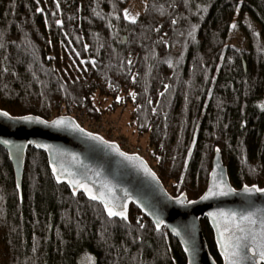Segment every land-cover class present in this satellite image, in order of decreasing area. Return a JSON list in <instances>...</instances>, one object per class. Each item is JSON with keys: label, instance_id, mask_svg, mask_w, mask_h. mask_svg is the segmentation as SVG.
<instances>
[{"label": "trees", "instance_id": "16d2710c", "mask_svg": "<svg viewBox=\"0 0 264 264\" xmlns=\"http://www.w3.org/2000/svg\"><path fill=\"white\" fill-rule=\"evenodd\" d=\"M131 1L0 0V108L92 121L127 111L173 195L203 194L217 147L234 186L264 187V0H147L135 22ZM83 251L93 264L187 263L135 205L111 218L58 183L42 150L28 148L20 194L0 145L1 264H82Z\"/></svg>", "mask_w": 264, "mask_h": 264}, {"label": "water", "instance_id": "95a60500", "mask_svg": "<svg viewBox=\"0 0 264 264\" xmlns=\"http://www.w3.org/2000/svg\"><path fill=\"white\" fill-rule=\"evenodd\" d=\"M124 42H127L126 37ZM4 112L8 115L0 114V145L8 152L20 194L27 151L29 147H33L46 152L55 180L58 183H65L75 196L83 192L90 199L84 188H79L72 183L74 180H79L86 188H91L93 193L105 195L104 201L90 200L102 204L106 213L104 205L111 201L112 205L120 206L114 210H126L128 218L133 204L150 218L155 226L158 220L163 221L160 227L156 226V228L161 230L166 227L179 241L187 258L186 264H228L224 249L221 247L220 233L223 228L216 227L217 220L220 218L214 219L209 213L235 212L237 219L240 215L251 213L258 221L254 230L257 233L261 231L259 223L264 221V192L247 193L244 191V186L254 185L261 189L264 187L258 184L234 186L219 147L215 150L207 188L199 198L189 199L186 193L179 195L170 193L148 159L138 153L123 150L117 142L110 141L88 129L70 114L47 119L35 114L13 115L0 108V113ZM26 116H31L33 119H22ZM57 120H64L65 123L57 125L54 123ZM4 140L10 143L4 144ZM54 167L57 169L56 172L53 171ZM221 178L233 191L224 196L201 199L208 188L213 183L219 182ZM180 200L184 203H180ZM205 218L213 230L221 263L211 252L205 236L202 224ZM220 222L223 224V220ZM227 239L226 233L225 241ZM257 243L264 246V238L258 237ZM185 248L189 250L185 251ZM240 264H250V262L241 260Z\"/></svg>", "mask_w": 264, "mask_h": 264}, {"label": "snow or ice", "instance_id": "6c2138e0", "mask_svg": "<svg viewBox=\"0 0 264 264\" xmlns=\"http://www.w3.org/2000/svg\"><path fill=\"white\" fill-rule=\"evenodd\" d=\"M38 11H42L41 9H37ZM135 17H131L132 22H135ZM59 23V21L57 22ZM232 28H235L236 25H231ZM131 63V61H129ZM163 95V93H161ZM2 115L7 116L8 113H0ZM22 119L25 120H31L33 119L31 116L23 117ZM57 125H63L65 123L64 120H57L54 122ZM4 144H9L10 141L4 140ZM38 147H46L45 145H37ZM121 155H124L121 153ZM147 170V169H146ZM53 171L56 172L57 169L54 167ZM154 175V174H153ZM59 175L57 176V179L59 180ZM215 179V177H214ZM74 185H76L79 188H84L85 192L88 194L89 198L92 200H106V197L103 193H100L99 195L93 193L91 188H86L79 180L72 181ZM233 189L227 187V185L224 183L223 179L219 182L213 183L212 186H210L204 196L201 197V199H208L209 197H216V196H224L232 192ZM244 191L247 193H253V192H264V189L258 188L256 186L249 187L248 185L244 186ZM180 203H184L183 200H180ZM189 203H194V201H189ZM105 208L107 210V214L109 217H116L119 216L123 219H127L126 210L122 211H116L114 210L117 207H120L119 205H112L111 201H108L105 203ZM210 216H212L214 219L219 217L220 219L217 220L216 227L223 228V230L220 233L221 236V247L224 249V255L226 260L228 261V264H240L241 260L249 261L250 264H261V262H264V246H261L259 243H257L258 237L264 238V221H261L259 223V227L261 228V231L257 233L254 230V226L258 225V221L253 218V214L248 215H240L239 219H237V213L231 212V213H209ZM221 220H223V224H221ZM163 223V221L157 222V228L160 227V225ZM175 231V229H173ZM228 234V239L225 241V234ZM189 249L185 248V251H188Z\"/></svg>", "mask_w": 264, "mask_h": 264}, {"label": "rangeland", "instance_id": "374dc122", "mask_svg": "<svg viewBox=\"0 0 264 264\" xmlns=\"http://www.w3.org/2000/svg\"><path fill=\"white\" fill-rule=\"evenodd\" d=\"M147 0H132L130 2V4L128 5V7L126 8V15L131 18V17H137L139 15V13L144 9L145 4H146ZM121 114V113H119ZM107 122H102V124L99 125V129L103 130L102 133H104L108 138H105L110 140V141H115L112 139H117L120 132L124 131L127 132V136L131 135L130 134V129L128 127H131L128 125V121H129V113L126 111L122 114V117L119 118V115L115 114L112 117H109L107 120ZM88 125V124H87ZM90 129L94 130V127H91ZM98 130V129H97ZM123 131V132H124ZM103 136V135H102ZM130 139H133L134 142H138L139 140L135 139L136 137H132L129 136ZM110 138V139H109ZM142 144H146L145 140H142ZM136 148H129L127 151L130 152V150H135ZM145 151V149H144ZM143 154L145 155L144 157L146 158L147 155L145 152H143ZM147 159V158H146ZM94 256L93 253H88L86 252L82 257H81V262L82 264H93L94 263V258L92 255Z\"/></svg>", "mask_w": 264, "mask_h": 264}, {"label": "built area", "instance_id": "2783aa9c", "mask_svg": "<svg viewBox=\"0 0 264 264\" xmlns=\"http://www.w3.org/2000/svg\"><path fill=\"white\" fill-rule=\"evenodd\" d=\"M73 114V116L83 125V126H86L88 129H90L91 127H94V129H95V131L94 130H92V129H90V130H92V131H94V132H97V133H99V134H101V135H103V136H105L106 138H108L104 133H102L103 132V130H101V129H99V125L100 124H102V122L104 121V122H107L106 121V119L105 118H102L101 120H99V121H92L90 118H89V116L85 113V111H80V112H78V111H75V112H73L72 113ZM88 124V125H87ZM98 129V130H97ZM110 139V138H109ZM112 140H117V139H112ZM144 146H142V145H136V149L135 150H130V152H134V153H138V154H140V155H142L143 157L145 156L144 154H143V152H147L146 150L144 151V148H143ZM134 148V147H133ZM147 155V154H146Z\"/></svg>", "mask_w": 264, "mask_h": 264}, {"label": "bare ground", "instance_id": "6f19581e", "mask_svg": "<svg viewBox=\"0 0 264 264\" xmlns=\"http://www.w3.org/2000/svg\"><path fill=\"white\" fill-rule=\"evenodd\" d=\"M127 135H128L127 132L121 131L119 136H118V138H117V140L115 141L125 151H127L129 148H133V147L135 148L136 147L135 142L132 141L130 139V137L127 136ZM130 153H134V152H130ZM86 252H88V251H83L80 256L82 257Z\"/></svg>", "mask_w": 264, "mask_h": 264}]
</instances>
